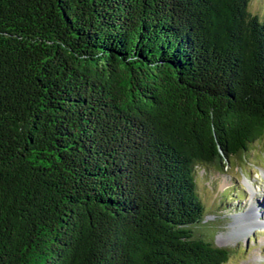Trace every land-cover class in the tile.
Here are the masks:
<instances>
[{
	"label": "trees",
	"instance_id": "obj_1",
	"mask_svg": "<svg viewBox=\"0 0 264 264\" xmlns=\"http://www.w3.org/2000/svg\"><path fill=\"white\" fill-rule=\"evenodd\" d=\"M251 0H0V264H225L198 167L264 140Z\"/></svg>",
	"mask_w": 264,
	"mask_h": 264
},
{
	"label": "rangeland",
	"instance_id": "obj_2",
	"mask_svg": "<svg viewBox=\"0 0 264 264\" xmlns=\"http://www.w3.org/2000/svg\"><path fill=\"white\" fill-rule=\"evenodd\" d=\"M250 10L264 19V0H251ZM197 173L208 209L205 221L215 226L214 243L234 249L225 264H264V140L228 160L224 169L199 166ZM243 216L246 220L239 222Z\"/></svg>",
	"mask_w": 264,
	"mask_h": 264
},
{
	"label": "bare ground",
	"instance_id": "obj_3",
	"mask_svg": "<svg viewBox=\"0 0 264 264\" xmlns=\"http://www.w3.org/2000/svg\"><path fill=\"white\" fill-rule=\"evenodd\" d=\"M248 179H246V181H247ZM250 188H252L251 186H250ZM252 190H253V188H252ZM254 209V208H253ZM252 212H253V210L252 209H250ZM253 214H254V216H253V220H257L258 221V215H256L254 212H253ZM238 219V221L239 222H243L244 223V221L246 220V217H238L237 218ZM262 219V218H261ZM260 219V220H261ZM239 226H241V228H244L245 229V225L243 226V224L241 223V224H239ZM222 241H224V240H222Z\"/></svg>",
	"mask_w": 264,
	"mask_h": 264
}]
</instances>
